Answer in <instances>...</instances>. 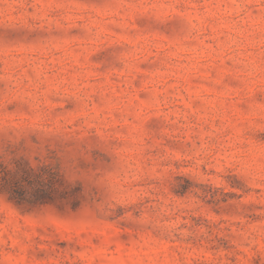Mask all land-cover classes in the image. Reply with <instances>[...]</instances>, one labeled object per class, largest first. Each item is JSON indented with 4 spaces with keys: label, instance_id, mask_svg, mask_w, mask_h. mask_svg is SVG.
<instances>
[{
    "label": "rangeland",
    "instance_id": "rangeland-1",
    "mask_svg": "<svg viewBox=\"0 0 264 264\" xmlns=\"http://www.w3.org/2000/svg\"><path fill=\"white\" fill-rule=\"evenodd\" d=\"M0 264H264V0H0Z\"/></svg>",
    "mask_w": 264,
    "mask_h": 264
}]
</instances>
